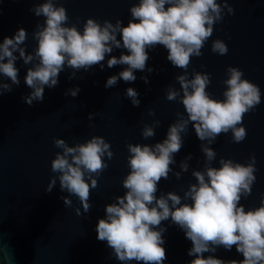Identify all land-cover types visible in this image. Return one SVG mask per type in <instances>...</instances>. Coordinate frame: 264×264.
Returning <instances> with one entry per match:
<instances>
[{
	"label": "clouds",
	"instance_id": "1",
	"mask_svg": "<svg viewBox=\"0 0 264 264\" xmlns=\"http://www.w3.org/2000/svg\"><path fill=\"white\" fill-rule=\"evenodd\" d=\"M225 10L229 15L234 14L228 0H138L130 8L127 25L119 19L115 24L107 19L101 24L88 18L81 31L75 24L68 26L67 10L57 6V0H43L29 9L36 17H44L43 24L37 23L33 32V39L37 41L33 52H26V47L22 46L27 39L23 27L13 36L2 38L0 96L10 93L14 85L19 86L20 70L16 62L22 60L24 65H31L24 77L31 91L22 97L29 106L44 101L45 88L59 86V76L65 68L73 70L69 80L81 69L88 72L99 66L104 70L106 55L108 68L126 66L106 79V89L115 87L120 80L135 82L136 71L152 73L154 69L147 66L149 50L158 45L167 50L166 59L173 67L184 70L176 77L180 91L169 88L166 98L176 101L180 97L187 118L169 125L162 142L126 145L130 154L127 157L130 171L122 180L126 191L105 205L104 218H99L95 227L97 239L106 242L111 249L110 256L122 264L133 261L164 264L167 260L164 221L183 231L191 242L187 255L193 259L188 264H264V194L258 207L246 210L240 203L252 193L256 157L252 155L247 164L221 157L220 166L214 167L212 162L217 153L210 147L220 134L229 131L235 143L246 138L243 117L260 104V88L244 79L240 68L229 66L227 79L222 81L226 85L223 99H215L206 91L211 83L210 73L193 70L189 78L187 71L191 57L203 55L202 48L212 37L214 25L224 20ZM113 48H122L127 54L121 53L117 58L110 55ZM211 51L224 56L228 46L223 40L215 39ZM141 80L149 82L145 76ZM80 90L79 86L67 89L64 95L76 97ZM125 94L133 106H139V92L135 88L128 87ZM149 115L154 112L150 111ZM92 117L90 113L89 120ZM189 123L197 138L207 141V145L200 146L205 157L204 171L192 172L196 183L189 186L183 198L172 191L157 195L162 179L167 180L170 173L177 179L181 176L171 165L176 163L175 154L183 147L181 133L186 132ZM158 125L159 121L153 126L145 125L142 137H154V128ZM53 143L62 151L51 161V171L56 175L50 178L46 191L51 192L59 181L60 190L77 197L84 213L89 212L91 191L98 187L97 178L108 167L103 158L107 156L111 160L113 157L110 143L101 136H92L87 142H77L74 146H69L62 138H53ZM188 159H191L190 154L180 164L183 172L188 170ZM69 195L61 197L67 207L72 206ZM182 199L186 202L182 203ZM76 214L81 215L79 209ZM221 248L228 252L235 248L243 259L217 258L214 254ZM205 253L210 254L205 257Z\"/></svg>",
	"mask_w": 264,
	"mask_h": 264
},
{
	"label": "water",
	"instance_id": "2",
	"mask_svg": "<svg viewBox=\"0 0 264 264\" xmlns=\"http://www.w3.org/2000/svg\"><path fill=\"white\" fill-rule=\"evenodd\" d=\"M38 2L43 0H0V43L4 36H13L23 27L27 39L22 46L26 47V52H33L37 46L33 32L37 23L43 24L44 17H36L29 9ZM137 2L57 0V6L67 10L68 26L75 24L82 31L88 18L101 24L106 19L115 24L119 19L127 25L131 18L130 8ZM228 3L234 14L229 15L225 10L224 20L214 25L212 37L202 48L203 55L191 57L187 71L189 78H192L193 70L210 73L211 83L206 91L215 99H223L226 85L222 81L227 79L229 66L240 68L243 78L260 88V104L243 117L246 138L235 143L229 131L220 134L210 145L217 153L212 162L214 167L220 166L221 157L247 164L255 155L256 181L251 195L240 202L247 210L258 207L261 194H264V0H228ZM215 39L227 44L226 55L211 51ZM121 53L127 54L122 48H113L110 55L118 58ZM149 56L147 66L154 69L152 73L136 71L135 82L120 80L115 87L107 89L104 86L106 79L126 67L108 68V55L104 70L99 66L88 72L81 69L72 80L68 76L73 70L65 68L59 76V86L45 88L44 101L34 102L33 106L22 100L31 91L24 82L27 67L31 65H24L22 60L16 62L20 84L0 96V264H122L110 256L111 249L106 242L97 239L95 227L98 219L104 218L105 205L126 191L122 185L130 171L126 145L162 142L169 125L187 118L180 97L176 101L166 98L169 88L180 91L176 77L184 70L167 61V50L163 46L149 50ZM142 76L148 78L147 84L141 80ZM77 86L81 90L76 97L64 95L67 89ZM128 87L139 92L138 107L126 97ZM150 111L154 115H149ZM90 113L93 114L91 120ZM156 121L159 125L154 128L155 136L144 139L143 127L153 126ZM92 136H101L110 143L113 157L111 160L107 156L103 158L108 167L97 178L98 187L91 191L89 201L92 207L84 213L77 197L60 190L59 181L51 192L46 188L50 178L56 175L51 171V161L58 151H62L55 147L53 138H62L69 146H74L77 142H87ZM181 136L183 147L175 154L176 163L171 165L181 176L177 179L170 173L167 180L162 179L157 195L172 191L183 198L189 186L196 183L192 172L204 171L205 157L200 146L202 143L207 145V141L197 138L191 123ZM189 154L188 170L183 172L180 164ZM68 195L72 200L71 207L65 206L61 199ZM183 202L186 201L182 199ZM76 209L81 215L76 214ZM163 226L167 227L164 233L167 260L164 264H188L193 259L187 255L191 242L175 225L169 226V221H164ZM214 255L225 260L243 259L235 248L230 252L221 248Z\"/></svg>",
	"mask_w": 264,
	"mask_h": 264
}]
</instances>
